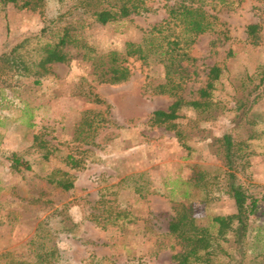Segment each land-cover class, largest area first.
Returning <instances> with one entry per match:
<instances>
[{
    "label": "rangeland",
    "instance_id": "rangeland-1",
    "mask_svg": "<svg viewBox=\"0 0 264 264\" xmlns=\"http://www.w3.org/2000/svg\"><path fill=\"white\" fill-rule=\"evenodd\" d=\"M177 1L150 0V11L88 23L79 34L90 46L87 57L85 49L68 46L69 60L52 64L37 85L33 76H13L0 60V264H39V243L60 250L56 264H177L171 255L179 243L168 230L174 207L189 206L196 224L212 233L214 216L235 212L218 142L224 134L236 144L235 183L249 197L264 196V90H254L264 70V23L256 44L246 33L248 24L262 23L256 7L264 0H191L215 18L188 50L194 74L178 93L196 99L210 66L219 65L222 74L211 97L216 107L184 106L174 128L150 121L153 111L174 101L155 56L127 57L129 75L120 82L101 79L108 53H123L127 42H149L152 26ZM70 4H0V54ZM78 18L73 12L63 19ZM88 118L90 129L83 125ZM35 134L47 141V159L33 145ZM12 153L30 169L12 170ZM69 154L81 158L82 167L70 168ZM57 168L73 175L71 189L47 182ZM258 206L247 219L242 248L221 242L231 255L218 263L264 264V201Z\"/></svg>",
    "mask_w": 264,
    "mask_h": 264
},
{
    "label": "trees",
    "instance_id": "trees-1",
    "mask_svg": "<svg viewBox=\"0 0 264 264\" xmlns=\"http://www.w3.org/2000/svg\"><path fill=\"white\" fill-rule=\"evenodd\" d=\"M58 1L62 2L63 0ZM70 1L71 4L66 6V10L49 20V23L45 24L39 32L24 36L8 50L1 52L0 60L10 68L13 76L18 78L33 76V83L37 85L40 83L41 77L52 72V64L69 60V52L66 49L68 46L85 49L83 57H87V50L90 49V46L79 34L88 23L106 25L130 14H139L152 9L149 4L150 0ZM219 1L224 2L225 0ZM43 2L44 0H0V4L3 6L12 3L21 8H34L41 6ZM256 9L260 12L258 16L260 20L262 19V23L259 21L246 26L247 37L254 44L259 39V32L264 23V3L257 6ZM73 12L79 15L77 20L73 22L71 19H63L65 16H71ZM88 18L89 22L86 20ZM214 18L202 8V5L194 4L191 0L177 1L167 7L165 18L152 26L149 42L145 45L127 42L123 53L116 51L108 53L110 61L105 70L101 72L100 76L104 77L101 79L110 83L120 82L129 75V69L124 63L127 57L136 56L146 60L152 55L165 68L167 83L170 84L168 91L171 92L174 101L166 110L153 111L150 118L151 123L164 125L171 129L176 125L174 121L181 117L180 110L184 106L202 112L208 108L216 107L211 97L222 74V68L219 65L214 64L209 67L206 84L197 91L198 98L188 100L178 93V90L183 88V83L190 78L191 74H194V72L189 71L188 65L194 61V58L190 56L188 50L198 35L212 29ZM63 20H66L64 24H59ZM32 51L35 53L34 57H32ZM174 78H177L178 82L175 83ZM258 87H262L264 90V70L254 90ZM244 105L245 103L242 102L239 106L245 116ZM92 121L88 118L83 125L90 129ZM218 142L223 147V157L227 167L226 193L234 201L235 212L214 216L213 222L216 225V231L212 233L207 227L196 224L189 206L179 204L174 207V214L168 223V230L177 238L179 243V250L171 255L177 264H220L217 261L219 257L231 255L229 251L223 248L221 242L230 241L234 245L233 250L241 249L242 238L247 229V219L256 214L259 207L258 201H264V196L262 198L249 197L243 187L235 183L234 164L236 157L234 147L236 144L231 137L224 134L218 139ZM33 145L44 150L43 158H48L51 151L47 148V141L39 134L33 136ZM8 159L10 161L9 167L14 171H19L21 167L26 170L30 169L28 163L23 162L15 153H12ZM66 161L70 168H80L83 165L81 158H76L70 154L66 156ZM46 180L62 191H67L73 187V175L66 170L58 168L52 170ZM39 227L40 225L36 228L35 235L39 232ZM62 229L67 231V228ZM37 247L42 248L37 253L39 264H56L60 260L61 253L56 246L39 243ZM228 261L226 264H229Z\"/></svg>",
    "mask_w": 264,
    "mask_h": 264
}]
</instances>
